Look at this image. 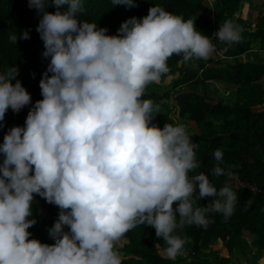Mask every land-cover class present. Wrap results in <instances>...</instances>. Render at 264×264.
<instances>
[{
    "label": "clouds",
    "instance_id": "1",
    "mask_svg": "<svg viewBox=\"0 0 264 264\" xmlns=\"http://www.w3.org/2000/svg\"><path fill=\"white\" fill-rule=\"evenodd\" d=\"M51 2L54 13L46 11L49 0H28L40 14L36 31L50 62L40 80L43 99L0 144V264H122L117 246L142 224L162 238L160 254L175 259L184 244L176 229L206 227L209 213L232 215L237 196L228 184L218 190L207 174L189 175L198 167L195 143L183 125L153 124L159 106L141 98L168 71L170 56L206 59L213 45L191 19L159 5L108 35L79 19L83 0ZM214 34L240 40L230 21ZM29 38L28 30L8 36L13 44ZM18 73L16 66L0 72V122L9 108L18 113L32 102ZM213 155L211 175L222 176L223 153ZM34 194L60 209L48 229L54 244L29 239ZM205 197L213 199L196 206Z\"/></svg>",
    "mask_w": 264,
    "mask_h": 264
},
{
    "label": "trees",
    "instance_id": "2",
    "mask_svg": "<svg viewBox=\"0 0 264 264\" xmlns=\"http://www.w3.org/2000/svg\"><path fill=\"white\" fill-rule=\"evenodd\" d=\"M248 1L252 0H135V6L129 8L114 7L112 0H83L79 19L107 28L108 35H116L127 19L143 18L150 7L159 5L185 20L191 19L197 30L209 37L213 51L206 59L193 57L184 61L183 54H173L167 60L168 71L158 83L146 86L141 99L159 106L153 124L161 129L166 123L183 125L195 143L198 167L189 175L207 174L218 190L228 184L237 196L232 215L209 213L206 227L185 224L176 229L174 235L184 244L175 259L162 256L155 247L157 243L165 245L162 238H157L154 227L142 224L132 228L116 249L122 264H261L260 259L264 257V58L256 50L264 48V0L257 1L263 9L255 24L240 16ZM56 10L49 0L46 11ZM39 20L40 14L29 8L28 0H0V72L18 67L16 79L32 98L31 104L20 112L11 108L6 112L4 121L0 122V144L11 127L25 125L35 102L43 99L40 80L50 58L42 55L44 43L36 31ZM222 21L236 26L239 41L228 43L216 37L214 32ZM25 30L30 32L29 39H20L17 44L9 41L10 33L18 35ZM216 81L225 83L233 101L218 93ZM217 149L223 153L219 165L225 170L219 177L211 175V169L218 163L213 155ZM3 159L0 154V163ZM34 196L32 218L36 223L28 229L32 233L29 239L54 244L48 229L54 225L60 209L38 194ZM212 199L202 198L196 206H206ZM177 203L174 202V208ZM65 231H69L67 226ZM218 241L228 254L224 255L221 247L215 248ZM253 248H256L254 253ZM238 256H243L244 261Z\"/></svg>",
    "mask_w": 264,
    "mask_h": 264
},
{
    "label": "rangeland",
    "instance_id": "3",
    "mask_svg": "<svg viewBox=\"0 0 264 264\" xmlns=\"http://www.w3.org/2000/svg\"><path fill=\"white\" fill-rule=\"evenodd\" d=\"M257 1H259V0H252L250 2L248 1L247 3L244 4V6L242 8V11L240 12L241 13L240 16L242 18L247 19V20H250L254 24L257 22V18L259 19V12L264 8V7L262 8V4H260ZM260 47H262V46H260ZM256 51H258V53H260L261 56L264 58V48H262L260 50H256ZM220 54H224V52L223 51H220ZM245 56L248 57V58L254 59V57L250 56L249 54H247V55L245 54ZM170 80H171V77L168 79V82ZM163 85H164V83H163ZM216 86H217L218 93L220 95H222L223 97H225V96L226 97H231V99L233 101L232 95H230V93H229L230 91H229V89H227V86L225 85V83H223L222 81H216ZM263 107H264V105H263ZM256 109H257V107H256ZM259 109H262V108H258V110ZM220 244H221V242L218 241L215 244V248L218 249V248L221 247V249H223V254L224 255L228 254V250L226 248H222V245L219 246ZM255 249L256 248H253V253H254ZM238 258H239V260L244 261L243 256H238ZM260 263L261 264H264V257L260 259Z\"/></svg>",
    "mask_w": 264,
    "mask_h": 264
}]
</instances>
